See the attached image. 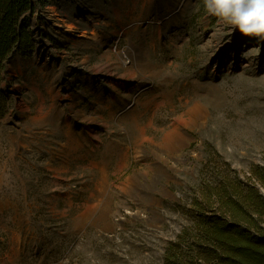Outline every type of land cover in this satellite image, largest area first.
<instances>
[{
	"label": "rangeland",
	"instance_id": "obj_1",
	"mask_svg": "<svg viewBox=\"0 0 264 264\" xmlns=\"http://www.w3.org/2000/svg\"><path fill=\"white\" fill-rule=\"evenodd\" d=\"M40 2L34 52L7 65L17 114L0 123V264H165L201 183L221 180L229 165L243 180L264 169V39L209 15L203 0ZM137 31L153 47L143 74L135 66L140 60L113 54L125 51ZM252 48L259 54L242 58ZM99 56L104 65L94 68ZM76 75L106 89L128 83L126 109L148 129L150 166L166 174L144 183L153 194L144 205L120 203L126 183H89V159L63 165L64 157L37 139V118L53 108L63 120L98 117L92 93L78 102L89 85L72 84ZM52 130V147L65 144L62 129ZM98 193L112 201L102 228L90 215Z\"/></svg>",
	"mask_w": 264,
	"mask_h": 264
},
{
	"label": "trees",
	"instance_id": "obj_2",
	"mask_svg": "<svg viewBox=\"0 0 264 264\" xmlns=\"http://www.w3.org/2000/svg\"><path fill=\"white\" fill-rule=\"evenodd\" d=\"M40 4L0 0V123L17 114L7 65L15 55L34 52L32 20ZM228 167L216 183H201L184 209L188 224L165 264H264V169H252L243 180Z\"/></svg>",
	"mask_w": 264,
	"mask_h": 264
},
{
	"label": "crops",
	"instance_id": "obj_3",
	"mask_svg": "<svg viewBox=\"0 0 264 264\" xmlns=\"http://www.w3.org/2000/svg\"><path fill=\"white\" fill-rule=\"evenodd\" d=\"M135 26L140 29L143 24L132 27ZM136 34L138 36L128 42L125 50H128L129 58L142 62L141 65L135 63V66L143 74L147 73L148 61L151 59V49L153 47L150 48L145 34L142 35L143 38L139 36V31ZM155 43L159 44L160 40L155 41ZM113 54L119 56L116 50L113 51ZM100 57H97L99 60L93 64L89 61L92 60L90 57H85L83 59L85 62L84 67H91V64L94 68L104 65L100 62ZM106 58L111 61L109 56H106ZM143 60L147 63H144ZM72 72H74V69H72ZM76 81L89 85L77 93V98L80 97L78 102H83L85 95L92 93L95 96L92 101L99 112L98 117L72 115L71 120L67 118L63 120L62 116L56 117L57 109L53 108L47 114L37 118V124H39L37 139L39 138L40 142H44L42 147L45 149L51 147L58 156L64 157L65 163L75 159V157H80L83 160L89 159V163L85 164L91 170L89 183H126L127 192L120 193V203L144 205L149 201L148 198L153 196L144 183L159 182L166 177V174L162 169L155 172L150 166L149 157L153 155L154 148L148 142L150 139L147 134L148 129L144 123H140L142 118L130 114L126 109L131 99L129 91L128 93L124 92L128 89V83L116 85L111 83L108 86L109 89H106L105 87H99V83L96 82L95 78L86 77L85 75H82V77L76 75L71 79L72 84ZM37 95L40 98L38 92ZM18 108L20 109L19 105ZM107 110L112 114L104 116L103 113ZM77 123L82 124V126L77 127ZM54 124L60 130L62 129L66 139L65 144H60L58 147H52V138L55 134L52 130ZM30 134L36 133L30 132ZM30 134L27 137L33 138ZM70 138L72 139L71 142ZM165 140L167 142L169 136ZM158 150L159 152L163 151V149ZM111 174H118L119 177L113 180ZM107 189V187L104 188L106 192ZM94 202L97 206L90 212V215L92 221L96 222L95 226L102 228L104 226L102 221L109 219V212L105 210L104 206L112 201L107 194L102 199L101 194L98 193Z\"/></svg>",
	"mask_w": 264,
	"mask_h": 264
},
{
	"label": "clouds",
	"instance_id": "obj_4",
	"mask_svg": "<svg viewBox=\"0 0 264 264\" xmlns=\"http://www.w3.org/2000/svg\"><path fill=\"white\" fill-rule=\"evenodd\" d=\"M206 12L233 26L245 37L264 39V0H203ZM259 48L241 53L259 54Z\"/></svg>",
	"mask_w": 264,
	"mask_h": 264
},
{
	"label": "bare ground",
	"instance_id": "obj_5",
	"mask_svg": "<svg viewBox=\"0 0 264 264\" xmlns=\"http://www.w3.org/2000/svg\"><path fill=\"white\" fill-rule=\"evenodd\" d=\"M53 33H55L56 34V32H54L53 31ZM92 40H94V41H98L99 40V37L98 36H94V37H92ZM117 54L119 55V56H122V57H124L126 54H127V56H128V50H125V51H123V52H117ZM126 57V56H125ZM144 61V63H147V62H145V60H143ZM56 109H57V113H56V115L57 116H59V117H61L62 116V114H61V112H58V108L56 107ZM202 112V111H201ZM199 113V112H198ZM199 115H201L200 113H199ZM71 138H70V142H71ZM63 165H69L68 163H64Z\"/></svg>",
	"mask_w": 264,
	"mask_h": 264
}]
</instances>
